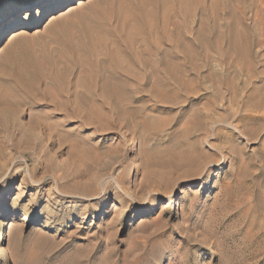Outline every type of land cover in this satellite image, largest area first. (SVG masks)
I'll return each mask as SVG.
<instances>
[{"label": "rangeland", "instance_id": "1", "mask_svg": "<svg viewBox=\"0 0 264 264\" xmlns=\"http://www.w3.org/2000/svg\"><path fill=\"white\" fill-rule=\"evenodd\" d=\"M28 1L0 0V59L26 41L69 63L94 8L118 22L114 0ZM193 1L134 35L119 100L72 64L32 99L0 82V264H264V0Z\"/></svg>", "mask_w": 264, "mask_h": 264}, {"label": "bare ground", "instance_id": "2", "mask_svg": "<svg viewBox=\"0 0 264 264\" xmlns=\"http://www.w3.org/2000/svg\"><path fill=\"white\" fill-rule=\"evenodd\" d=\"M28 2L30 4L28 7L32 8L34 2L32 0ZM190 3L194 6L193 0H190ZM190 3L189 0H114L111 9L114 10L118 18V22L114 26L108 24L109 16L103 12L101 7L94 8L93 16L89 19L83 18L82 23L87 28L84 38L77 41L70 36H66L64 39V47L61 50L64 58L70 61V67L69 63L63 61L55 54L44 53L40 55L33 47L26 44L24 39H21L25 45L22 44L19 50L9 51L0 59V82L9 87L4 92L5 96L14 99L17 97V93H24L30 99L37 97L35 94L46 78L49 77L54 82L64 79L67 76L68 68H71L72 64L77 67H87L86 73L88 76L92 80L101 79L104 90L110 92L116 100H119L121 95L127 94V88L130 85L139 87L141 83L140 76L135 74V63L140 59L139 54L130 44L134 35L144 33L145 30L156 23L160 9H163L165 14L175 9L178 12H182L190 7ZM84 4H86V0H80L77 6L69 5V9L66 12ZM52 16V21L50 20V22H54L55 18H57V15L53 14ZM99 16H104L105 18L100 21L97 19ZM15 22L17 23L16 20L11 23ZM37 26L38 21L35 19L28 22L26 28H35ZM60 27L64 30L66 29L63 24H60ZM213 30L215 31L216 28H213ZM26 32L27 29L25 28L19 29L12 33L11 38L23 35ZM202 38L205 37L202 36L200 39ZM202 40L204 41V39ZM202 40L198 43H204ZM183 45L180 55L188 58L192 54L190 50L192 48L189 49V46L185 43ZM121 51L131 52V58L125 60V62L124 59H121ZM171 52L169 49L162 56L164 62L170 60ZM102 57L109 59L108 65L103 63ZM151 64L154 68L155 76L159 79L158 85L166 86L169 81L167 80V75H169L171 67L169 65L162 66L160 62L155 63V61L151 62ZM63 67H65V74L60 77ZM106 72L109 74L108 77L105 75ZM89 92L94 95V85L89 86ZM103 100H105V96H101L102 104H104ZM5 202L6 199L2 201L1 206H4ZM36 217L39 218L41 215L38 214Z\"/></svg>", "mask_w": 264, "mask_h": 264}, {"label": "snow or ice", "instance_id": "3", "mask_svg": "<svg viewBox=\"0 0 264 264\" xmlns=\"http://www.w3.org/2000/svg\"><path fill=\"white\" fill-rule=\"evenodd\" d=\"M56 0H50V3L54 6L55 5ZM19 23H24L23 17H21V21H19ZM3 26V20L0 19V28H2Z\"/></svg>", "mask_w": 264, "mask_h": 264}]
</instances>
